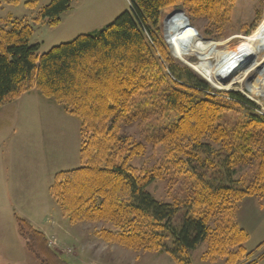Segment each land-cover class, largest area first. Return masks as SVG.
<instances>
[{
    "label": "trees",
    "instance_id": "1",
    "mask_svg": "<svg viewBox=\"0 0 264 264\" xmlns=\"http://www.w3.org/2000/svg\"><path fill=\"white\" fill-rule=\"evenodd\" d=\"M69 2L53 0L37 21L57 26ZM236 2L129 0L130 10L104 28L41 55L29 43L33 27L28 21L0 29V107L37 89L80 119L81 166L57 174L50 189L70 221L108 224L111 228L98 233L103 241L134 251L163 250L176 264L189 263L204 244V261L242 264L251 258L244 247L249 234L235 214L245 198L264 197V115L240 93L218 91L177 63L159 28L163 11L174 6L192 25L204 20L207 34H223ZM263 30L264 21L247 40ZM178 32L195 35L174 29L169 43ZM157 115L159 123L146 130L150 144L166 149L168 165L136 167L132 161L146 146L126 130ZM242 168L249 172L245 180L236 178ZM172 173L181 180L184 196L173 204L148 190L156 180L171 181ZM17 222L41 264H69L41 231L23 218Z\"/></svg>",
    "mask_w": 264,
    "mask_h": 264
},
{
    "label": "rangeland",
    "instance_id": "2",
    "mask_svg": "<svg viewBox=\"0 0 264 264\" xmlns=\"http://www.w3.org/2000/svg\"><path fill=\"white\" fill-rule=\"evenodd\" d=\"M52 1L19 0L15 3V0H1L0 29L8 28L11 21H28L33 27L29 43L38 46L41 55L53 47L104 28L130 10L129 0H70V7L59 15L60 23L57 26H51L45 20L37 21L40 11ZM183 12L188 18L182 8L168 7L163 11L160 21L161 37L173 59L194 70L212 88L221 92L240 93L243 98L255 103L264 115V85L258 91L261 84L257 88L255 84L258 75L264 73V43L260 47L264 30L258 38L247 40L264 21V0H237L230 24L223 34L214 33V38L206 33L207 24L204 20L195 21L192 25ZM174 29H190L195 35L178 32L169 43L167 35ZM192 40L195 43L189 46ZM196 40L208 49H204ZM246 43L254 47L257 57L250 67L234 76L233 73L238 69L236 65L242 61L243 45ZM220 51L231 54L227 68L233 64L235 66L226 78L218 76L215 71ZM211 53L214 54L211 57H201L202 54ZM262 76L264 78V74ZM32 90L40 96L39 101L35 97L25 96ZM32 90L0 107V198L4 191L12 194V189L16 187L12 177L20 171L19 164L27 162L24 171H31L32 176L27 192H31L29 190L33 184L36 204L32 212L34 220L29 223L39 230L45 221L46 232L39 231L46 236L50 247L69 264H176L163 250L134 251L103 241L98 233L102 228H111L108 224L73 223L63 215L49 189L57 174L81 166V122L64 105L43 97L37 89ZM160 120V115L153 116L126 130L130 139L146 146L144 155L132 161L134 166L163 170L168 165L166 149L150 144L146 130L147 125L159 123ZM14 160H18L15 169ZM248 174V170L242 168L237 171L236 178L245 180ZM177 177L172 173L171 181L168 177L156 180L148 190L157 200L173 204L175 199L184 198L181 180L176 181ZM182 214L183 211L179 217ZM16 217L21 218L18 215ZM179 217L173 223L175 226L180 225ZM235 221L249 234L244 244L247 252L252 253V256L263 255L264 197H247L241 201L236 209ZM5 224L6 217L0 213V264H41V260L27 247L19 232L18 222H13V228L3 227ZM171 243L169 240L167 246L171 247ZM206 247L204 244L194 250L190 262L186 264H225L223 260L204 261ZM260 257L264 264V256Z\"/></svg>",
    "mask_w": 264,
    "mask_h": 264
},
{
    "label": "crops",
    "instance_id": "3",
    "mask_svg": "<svg viewBox=\"0 0 264 264\" xmlns=\"http://www.w3.org/2000/svg\"><path fill=\"white\" fill-rule=\"evenodd\" d=\"M25 96L35 97L38 101L40 99L39 98L40 96L37 94L36 91L34 92V90L29 92ZM17 161L14 160V169L16 168L15 166L18 164ZM26 163L27 162H23L22 164H19L21 165L20 171L15 172L12 177V181L14 185L16 186L15 188L12 189V194H10L9 191L2 192V195L0 198V213L6 217V223H7L3 225V227L7 226V227L13 228V222H17V217H16L17 215L27 220L30 223L33 222L34 220V217H33L34 215H32V212L36 208V204L34 203L35 202V199H34V189L35 188H33V184H32V189L29 190L31 192H27L28 191L27 185H28L30 178H32V176H31V171H28V172L24 171V167ZM49 193H50V189H49ZM49 205L50 203L47 204V208H49ZM40 213H42V211ZM44 222L42 224L43 227L39 228V230H42L43 233L46 232V228H45L46 224ZM261 259L260 261L262 263Z\"/></svg>",
    "mask_w": 264,
    "mask_h": 264
},
{
    "label": "bare ground",
    "instance_id": "4",
    "mask_svg": "<svg viewBox=\"0 0 264 264\" xmlns=\"http://www.w3.org/2000/svg\"><path fill=\"white\" fill-rule=\"evenodd\" d=\"M196 41L198 42L199 40H196ZM189 43H190L189 46H192V44L195 43V41L192 40V42L190 41ZM199 43L202 44L204 49H208L207 46L204 45L202 42L199 41ZM243 46H244L243 48H245V49L242 51V55H241L242 61L239 65H236V67H238V69L235 71V73H233L234 76L236 74H238L239 71H241L242 69H244L248 66L250 67L254 62L253 60L257 57V52L252 45L246 43ZM212 55H214V54H212V53L211 54H202L201 57H204V56L211 57ZM217 57H219V61H218L217 67L215 68L216 74L218 76H222V77L225 76V78H226L235 68L234 64L229 66L228 68L226 66V64L229 62V57H231V54L220 51V53L218 52ZM262 74H264V73H261V76H260V74L258 75L259 76L258 80H256V83H255L256 88L258 87V85L261 84L260 87H258V91H260L261 87L264 85V78H263ZM229 86H231V85H229Z\"/></svg>",
    "mask_w": 264,
    "mask_h": 264
},
{
    "label": "built area",
    "instance_id": "5",
    "mask_svg": "<svg viewBox=\"0 0 264 264\" xmlns=\"http://www.w3.org/2000/svg\"><path fill=\"white\" fill-rule=\"evenodd\" d=\"M242 264H262L259 260V256H253L248 260H245Z\"/></svg>",
    "mask_w": 264,
    "mask_h": 264
},
{
    "label": "water",
    "instance_id": "6",
    "mask_svg": "<svg viewBox=\"0 0 264 264\" xmlns=\"http://www.w3.org/2000/svg\"><path fill=\"white\" fill-rule=\"evenodd\" d=\"M183 14H184V12H183ZM184 16H185V14H184ZM185 18L188 20V18L185 16Z\"/></svg>",
    "mask_w": 264,
    "mask_h": 264
}]
</instances>
